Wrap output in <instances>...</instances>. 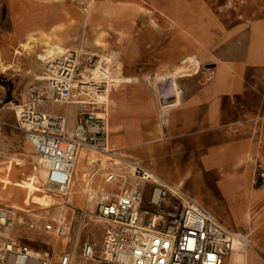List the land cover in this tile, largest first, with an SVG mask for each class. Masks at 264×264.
Segmentation results:
<instances>
[{
    "label": "crops",
    "instance_id": "obj_1",
    "mask_svg": "<svg viewBox=\"0 0 264 264\" xmlns=\"http://www.w3.org/2000/svg\"><path fill=\"white\" fill-rule=\"evenodd\" d=\"M10 4L0 0V32ZM44 7L34 16L39 26L61 23L64 45H75L80 12ZM89 25L109 35L120 65L112 68L128 80L109 93L108 142L116 156L243 235L242 249L226 262L264 264V180L257 176V165L264 167V0H99ZM189 57L198 65L175 79L174 103L172 80L162 89L156 83ZM161 102L172 105L164 127Z\"/></svg>",
    "mask_w": 264,
    "mask_h": 264
},
{
    "label": "built area",
    "instance_id": "obj_2",
    "mask_svg": "<svg viewBox=\"0 0 264 264\" xmlns=\"http://www.w3.org/2000/svg\"><path fill=\"white\" fill-rule=\"evenodd\" d=\"M73 54L69 51L47 65L48 79L29 86L26 103L13 109L15 128L24 134L45 170L42 188L63 201L40 214L23 211L27 215L25 222L0 208V264H29L32 260L36 264H225L232 252L233 238L240 237L191 197L177 189L171 191L135 161L116 156L108 142L104 108L98 112L100 109L93 111L81 104L72 106L74 95L84 90L83 79L77 74L79 56L76 59ZM102 86L93 87L99 92ZM6 103L0 96V112ZM161 103L157 118L164 127L167 108ZM48 106L64 107V114L50 112ZM68 108L72 117L66 114ZM260 118L264 120V114ZM82 151L105 158L104 167L101 161L84 163L82 186L73 191V196L80 195L84 202L90 199V213L84 204L76 208L69 201ZM138 169L150 176L131 173ZM257 176L264 180L261 164L257 165ZM147 186L149 196L142 208ZM76 211L80 213L82 229L92 222L102 229L99 241L89 235L76 241L80 243L78 255L66 248L67 243L51 253L36 250L24 242L28 239L15 234L17 227L23 226L55 241L68 240Z\"/></svg>",
    "mask_w": 264,
    "mask_h": 264
},
{
    "label": "rangeland",
    "instance_id": "obj_3",
    "mask_svg": "<svg viewBox=\"0 0 264 264\" xmlns=\"http://www.w3.org/2000/svg\"><path fill=\"white\" fill-rule=\"evenodd\" d=\"M10 9L5 13L2 18V22L7 20L6 24L3 23V32H0V54L4 58L5 64L14 62L19 69L20 73L10 72L8 75H0V93L4 96L7 103L4 105L0 112V180L5 176L6 161L10 158L13 160V168L10 173V180L12 182H19L20 180L30 176L32 174H37L39 171V164L37 163V156L31 145L26 141L24 134L15 128V118L13 114V109L15 106H19L26 103L28 95L26 90L29 86L37 83L39 81H34L31 75L27 74V70L30 68L29 57L27 53L22 51L20 47L21 44L27 41L29 36L35 39L41 36L52 34L53 30L60 27L58 24H53L50 29H44L40 27L39 20L35 19L34 16L41 15L44 11V6H51L52 8H60L62 5H67L75 11H79L82 15V24L79 27L80 38L76 41L75 45L68 46V49H83L84 52L79 55V65L77 74L80 75L81 72L86 76L89 75L88 70L94 68L96 62L99 60L98 55L106 56L108 61V67L110 72L114 73L112 68L113 65L119 68L118 56L115 54H110L108 50V37L109 35H99V30H95L90 27L89 22H84L85 11L88 3L91 2L95 4L99 0H9ZM102 1V0H100ZM145 11V10H144ZM90 18V17H89ZM37 20V21H36ZM31 27V28H30ZM95 42L101 45L100 49H95ZM35 45V44H34ZM33 46V43H32ZM15 50L21 51L20 56H15ZM34 50L40 51L39 46H35ZM94 54V55H93ZM43 73V71H40ZM80 79L82 76L80 75ZM115 87V86H114ZM113 88V87H112ZM8 104L9 109H6ZM48 111L55 112L60 115L64 114V107L59 106H48L46 107ZM105 109V108H104ZM100 109L98 112H101ZM108 106L105 111L107 116ZM88 156L94 158H101L105 161L104 157L94 155L83 151ZM15 161H20L19 166H15ZM85 163V162H84ZM82 162V166L85 167ZM104 167V162L102 164ZM79 173H82L79 171ZM40 185L42 184V179L38 176ZM80 181V180H79ZM78 181V182H79ZM79 186L82 183L79 182ZM75 189V188H74ZM76 191V190H73ZM150 187H146V192L144 193L142 208L146 207L147 198L149 196ZM51 195L50 193H48ZM25 191L17 188L13 185H8L3 188L2 183H0V208H5L12 212L17 218H23L22 222H25L26 214L23 213L25 210L33 211L36 214H40L46 210H41L40 206L37 204L29 203L24 204ZM54 206L58 204L60 197L53 196ZM61 201V200H60ZM172 204H177L170 199ZM174 202V203H173ZM14 204L20 208V211L11 210L9 207ZM72 204L76 208H81L84 201L80 195H74V200ZM52 209V208H50ZM93 207L87 208V213L92 212ZM53 212V211H51ZM80 213L76 211L75 216L71 222V228L69 232L68 240H57L55 241L51 237L44 234H34L26 230L23 226H18L15 230V234L23 237V239H28L24 241L30 247L36 250H44L46 253H51L52 249L55 251L60 250L65 243H67L66 248L75 251L78 255L80 252V243L76 244V241L82 240L86 236H91L93 240L99 241L101 237V225L97 222L89 223L85 228L82 229L81 221L79 219ZM91 219L92 215H88ZM21 220V219H19ZM243 240V235L240 237ZM30 241V242H29ZM242 248L239 247L238 250ZM225 264H233L232 261L226 262Z\"/></svg>",
    "mask_w": 264,
    "mask_h": 264
},
{
    "label": "bare ground",
    "instance_id": "obj_4",
    "mask_svg": "<svg viewBox=\"0 0 264 264\" xmlns=\"http://www.w3.org/2000/svg\"><path fill=\"white\" fill-rule=\"evenodd\" d=\"M94 10V4L89 2L87 7L84 9L85 11V17H84V22H89V17L91 16L92 12ZM105 31L99 30V35L104 34ZM65 34L64 32L61 31V29H55L53 30L52 34L50 35H45L41 36L38 39H35L32 36H29L27 38V41L23 44H21L22 51L27 53L29 57V64L30 68L27 70V74L31 75L34 79V81H46L48 79V75L45 73L46 71V66L49 64H53L55 60L59 59L60 57L64 56L66 53L69 51H74L75 58L81 53L84 52L83 49H68V46L64 45V38ZM33 43V46H32ZM35 44V45H34ZM35 46L40 47V51L34 50ZM95 47L100 49L101 45L98 42H95ZM15 56H20L21 51L15 50L14 52ZM94 55V54H93ZM99 60L96 62L95 66L93 69L88 70L89 75L86 76L84 73L81 72V76L83 79V82H81V85L83 86L82 90L79 94L74 95L75 99L72 106L76 105H85V107H88L91 110H98L105 108V111L107 109L108 103H109V93L112 87L116 86L120 82L128 81L127 79L123 78L121 76V72L118 68L114 70V73H111L108 67V61L109 59L106 56L98 55ZM4 58L0 54V75H8L10 72L12 73H20L21 69L14 63H9L5 64L3 61ZM197 66L198 63L192 59V57L187 58L185 61H183V65L176 68L172 73L168 74L167 76H164L163 78H160L157 80V87L158 89H162L163 84L165 81L170 78L173 82V98H174V103L177 102L178 98V90L177 86L175 84V79L177 78H182L185 76L189 75V69L190 66ZM40 71H43V73H40ZM101 84L103 85L101 87V90L96 91V89L93 87L94 85ZM162 106H165L166 108L172 107V105H166L161 103ZM96 106V107H95ZM8 104L6 105V109H9ZM72 111L68 108L66 110L67 116L72 117ZM98 115V113H97ZM37 163L39 164V171L37 174H32L30 176H27L26 178L20 180L19 182H12L9 178L10 173L13 168V160L8 159L5 163L7 164L5 167V176L0 180V183H2L3 188L8 186V185H13L17 188H20L25 191V196H24V204H37L41 208V210H49L52 206H54V200L52 195L48 194V191L42 188L39 182L38 176H40V179L44 178L45 175V170L42 169V163L39 157H37ZM94 161H101L102 163L104 160L101 158H94L92 156H88L85 154L83 151L80 153L78 159H77V164H76V177L74 179L73 186L75 189L73 190H78L80 188L79 182L81 179L84 178L83 176V170L84 167L82 166V162H94ZM21 163L20 161H15V166H19ZM81 171L82 173H79ZM137 176L140 177H145L148 178L150 174L148 172H145L142 169H138L132 172ZM154 178V177H153ZM80 180V181H79ZM79 181V182H78ZM157 183H161L159 180L155 179ZM165 185V184H164ZM167 186L171 191H174V187ZM73 190L70 192L69 195V201L72 202L74 200L73 196ZM157 193L158 190L156 191L154 197L155 199L157 198ZM76 194V193H75ZM57 197V196H56ZM61 200V201H60ZM58 202L60 204L63 199H61ZM90 199H87L86 202H84V206L86 208H89L91 204L89 203ZM11 210L14 211H20V208L14 204H12L9 207ZM232 252H235L236 250L239 249L241 246V241L237 238H233L232 242ZM29 264H36V261L32 260L30 261Z\"/></svg>",
    "mask_w": 264,
    "mask_h": 264
}]
</instances>
